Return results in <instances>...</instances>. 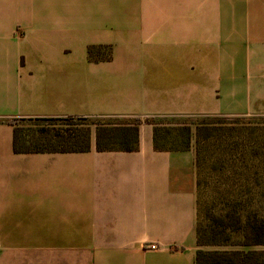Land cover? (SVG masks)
<instances>
[{
  "label": "crops",
  "instance_id": "crops-1",
  "mask_svg": "<svg viewBox=\"0 0 264 264\" xmlns=\"http://www.w3.org/2000/svg\"><path fill=\"white\" fill-rule=\"evenodd\" d=\"M214 116H264V0H0V264L199 250L195 147L17 154L8 121Z\"/></svg>",
  "mask_w": 264,
  "mask_h": 264
},
{
  "label": "trees",
  "instance_id": "trees-1",
  "mask_svg": "<svg viewBox=\"0 0 264 264\" xmlns=\"http://www.w3.org/2000/svg\"><path fill=\"white\" fill-rule=\"evenodd\" d=\"M96 48L89 49L95 59ZM223 116H214V118ZM19 118L8 121L14 126V152L38 153H87L95 143L98 152H136L140 148V126L153 125L154 148L159 152H184L196 148L198 189L201 193L203 175L218 176L220 182L241 186L245 169L255 168L254 188L223 195L218 209L209 210V222L202 223L203 212L199 197V222L197 227V264H264V126L246 130L243 138L227 139L224 126L218 123L199 124L193 129L188 123H161L157 119L134 118L130 123H97L94 131L90 125L77 129L73 119ZM87 119V118H84ZM105 119V118H100ZM66 121L63 126L36 124L26 128L27 121ZM209 145V165L206 147ZM249 166V168H248ZM228 177V178H227ZM223 178V179H222ZM198 192V193H199ZM218 207V205H217ZM206 216V215H205ZM213 247H230L228 250H209Z\"/></svg>",
  "mask_w": 264,
  "mask_h": 264
},
{
  "label": "rangeland",
  "instance_id": "rangeland-1",
  "mask_svg": "<svg viewBox=\"0 0 264 264\" xmlns=\"http://www.w3.org/2000/svg\"><path fill=\"white\" fill-rule=\"evenodd\" d=\"M134 118H77L73 119L72 124L77 128H87L89 125L91 129L94 131V124L97 123H132L134 122ZM158 122L161 123H188L191 124L193 129L196 128L199 124H209V122L212 123H218L224 126L225 132L227 134V139L230 141H234L237 139L239 134L243 135V138L246 134V130L250 127L247 126L249 124H253L254 126H264V116L259 117H195V118H159L157 119ZM69 122L64 121H27L24 123V126L26 128L30 126H35L36 124L41 125H57L59 127L63 126ZM238 140V139H237ZM206 159L208 161L209 165V145L206 147V153H205ZM249 168V166H248ZM257 170V169H256ZM255 168H251L250 170L245 169V178L244 183L241 181V186L239 185H233L231 181L229 180V184H227V181L224 180L222 183L220 182V178L218 176L209 177V171L205 172L203 175L204 184L202 185L201 193L198 189V197L201 203V206L203 208V212L200 213V220L202 223L209 222V219L207 217V214L209 210L212 211V209H218L219 203L223 201V195L227 198L228 193H231L232 191H238L242 190L243 193H247L249 190L254 188V186L251 184L254 181L253 173L256 171ZM228 178V177H227ZM223 179V178H222ZM223 194V195H222ZM218 205V207H217ZM206 215V216H205ZM209 250H228L232 249L230 247H213V248H207Z\"/></svg>",
  "mask_w": 264,
  "mask_h": 264
},
{
  "label": "built area",
  "instance_id": "built-area-1",
  "mask_svg": "<svg viewBox=\"0 0 264 264\" xmlns=\"http://www.w3.org/2000/svg\"><path fill=\"white\" fill-rule=\"evenodd\" d=\"M157 248H158V246L156 244L151 245V249L155 250Z\"/></svg>",
  "mask_w": 264,
  "mask_h": 264
}]
</instances>
